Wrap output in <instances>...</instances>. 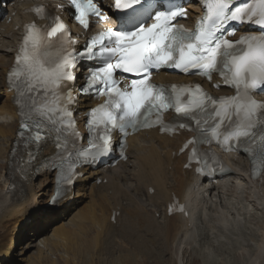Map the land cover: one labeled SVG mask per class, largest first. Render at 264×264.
Masks as SVG:
<instances>
[{
	"label": "bare ground",
	"instance_id": "bare-ground-1",
	"mask_svg": "<svg viewBox=\"0 0 264 264\" xmlns=\"http://www.w3.org/2000/svg\"><path fill=\"white\" fill-rule=\"evenodd\" d=\"M22 7L23 3H9L5 11V18H1L0 16V264L11 263L16 260L17 257L19 258L20 254L19 256L15 254L16 246L22 243L26 230L30 231V234L37 233L41 227L46 224H52L53 221L57 219L60 221L67 219L68 223H72L74 216L67 218L69 213L73 211L78 204L84 203L86 199L90 200L88 203H92V206L96 208L98 212L97 215L101 218V222L102 220L105 222L104 219L107 216L106 222L109 224L107 228L119 229L117 232L118 235L133 237L135 241L138 242H140L139 240L141 238H144V241L151 243V245L163 243V248H154L149 252L145 251V249H143L144 247L138 245V255L142 257H147L149 255L152 257L154 252H158V250L164 251L167 247H175L178 244V253H173L176 257L172 255V257H175V264H183L180 253L183 249L182 246L192 240V234L193 231H195L193 230L195 220L207 229L199 235L202 241L207 240V238L213 234L212 232L214 230H218L220 227L226 229L224 228L226 226V220L224 219L226 215L224 216L221 210L225 198L240 199L247 194L248 201L252 205L251 209H264V165L260 175L256 179H252L250 177L249 161L243 157L228 155L225 156V159L229 166V172L225 176L218 178L215 183L199 180L194 176L192 170L183 169L186 163L185 155L173 156V154L177 153L181 143L191 135L180 133L179 135L169 137L159 134L157 130L141 132L128 139L129 146L127 161L125 163H119L116 167L108 170L91 171L83 169L82 172L84 175L75 181L72 191L59 201L54 202V205L51 207H47L54 191L55 172L43 170L38 167V165L44 158H48L53 154V149L49 147L44 149L38 155L34 166H31L29 169L23 168L24 159L26 157L25 151L22 150L21 146L14 144L17 140L18 117L12 105V93L8 92V86L5 85V74L13 61V52L18 40V30H15L14 26L18 23L19 19H23L20 15ZM188 8L191 10L189 15L192 17L195 8L192 6H188ZM13 12H16V15L10 17ZM9 19L11 21L8 23ZM155 80L159 82H174L180 80V77L159 74ZM205 86L207 85L205 84ZM83 101L81 108L88 106L87 100ZM37 177H41L43 181H45L46 186L43 189L44 192L43 190H39L36 197H34V181ZM97 179L101 180L100 184L96 183ZM122 183L126 186V189L123 188L124 186L121 185ZM232 188L233 190H231ZM73 191L75 192L74 195ZM132 195L144 199L147 206L151 208L152 213V215H147L140 212L138 216L136 214L135 218L131 221L134 224L122 220L120 213V207L123 205L141 211L140 206L135 202L136 199L134 200V197L132 198ZM43 197L46 199H43ZM173 197L177 198L179 202L185 206L188 214L187 217L182 215L167 216V208L168 205L171 204ZM243 210H245V207ZM156 214H161L162 222H157L155 218ZM113 215H115L114 221L111 219ZM131 216L134 217V214H131ZM222 216H224V218ZM151 217L155 218V220H151ZM211 217L218 219V221L213 223ZM100 220L97 219L96 221L98 233H100L103 228V226H101L102 224L98 223ZM11 225L13 226L12 229H10ZM133 226L135 230L131 231L130 228L132 229ZM60 227L61 226L58 228L60 229ZM93 227H95V225ZM61 231L62 230L57 233L56 230L50 235H54L56 239L54 243L51 242V247L54 251L51 252L50 248V251L48 250V255L51 258L55 257L52 258L56 259L52 261L53 263L62 260L64 264H67L70 262L69 260L73 259L68 252L71 249V241L68 240L67 235L60 234ZM248 231L250 232L249 229ZM217 234L215 233V235ZM218 236L220 235L218 234ZM5 237L6 241L3 242ZM34 241L35 239L33 237L29 243L32 244ZM40 243V248L44 251H46L47 247H50L49 244H45V238H43ZM78 246L76 244L72 246V248ZM197 246L198 245H196V247ZM157 247H160V245ZM225 247L226 246H224V248ZM256 247V252L254 250L255 255H250L254 256L253 258L241 256L242 258L236 263L264 264V233H261L260 243H258ZM220 248L223 249L222 245ZM76 249H79V247ZM39 253H41V251H39ZM207 253L210 254L208 251ZM229 253L231 254V252ZM199 255H202V253H199ZM214 255L215 254H213V256ZM233 255L234 254H232V256ZM99 256L100 257L95 259V261H98L100 258L106 259V257H103L102 253L99 254ZM133 258L134 257H132V259ZM202 258H205L204 255ZM224 261L227 263V260ZM229 264H231V262Z\"/></svg>",
	"mask_w": 264,
	"mask_h": 264
},
{
	"label": "rangeland",
	"instance_id": "rangeland-1",
	"mask_svg": "<svg viewBox=\"0 0 264 264\" xmlns=\"http://www.w3.org/2000/svg\"><path fill=\"white\" fill-rule=\"evenodd\" d=\"M121 185H123L124 186L123 188L126 189V186L123 183ZM34 186H35L34 197H36V194L38 193V191L39 190L42 191L45 188L46 184H45V181H43V179L41 177H37L34 181ZM231 190H233V188ZM43 192H44V190H43ZM74 194H75V192L73 191V195ZM133 197H134V200L136 199L135 202L140 206L141 211H139V210L137 211L136 209L134 210V208H128L126 205H123L120 207L121 219L124 221H128L130 223H133L131 221L135 218V215L137 214V216H138L139 215L138 213H140V212H142L143 214L152 215L151 208L149 206H147V203L144 202V199H141V197H136V196L132 195V198ZM43 199H46V198L43 197ZM226 199L230 200V201L233 200V201L230 202V201H227ZM88 202H90V200H88V199L84 200V203L78 204L77 207L69 213L67 218L74 216L72 219L73 220L72 223H68L67 219H64L61 221L57 219V220L53 221L52 224H46L43 227H41L37 233H31L30 234V231L26 230L24 238L22 239V243H19L16 246L15 254H17V256H19V254H20L19 258L17 257L16 260H14L13 262L6 263V264H64L62 260H59V261L53 263L52 261L56 260V259H52V258H55V257L51 258L48 255V250L50 251V248H51V252L54 251L53 248L51 247V244L54 243L56 238L54 235H52V236H50V235L52 234V232H54L56 230H57V233L60 230H62L60 234L67 235L68 240L71 241L70 242L71 249L68 252L70 253V256L73 259L69 260L70 262L67 264H126V262H127V264H133L134 260H135L134 264H136V262H137V264H154V263L155 264H175L174 260L176 257L175 254L178 253L177 252L178 246H179L178 244L175 247L169 246L166 249H164V251L158 250V252L157 251L154 252L153 255L155 256V258L153 255H152V257H151V255H149L147 257H142V256L138 255V247H137L138 245H140L141 247H144L143 249H145V251L149 252L150 250H153L154 248H160V249L163 248V243L161 242L160 244L151 245V243H149V242L147 243L146 241H144L145 240L144 238H141L139 240L140 242H138V241H135V239L133 237H124L120 234L118 235L117 232L119 229L107 228L109 225L106 222V217H107L106 215L107 214L104 215V216H106L104 219V221L106 223L103 222V220L101 222V220H100L101 218L97 215L98 212H97L96 208H94L92 206V203L90 204ZM93 204H94V202H93ZM142 205H143V207H142ZM221 207H222L221 210L224 213V216L226 215L225 218H224V216H222L226 220V226L224 227L226 229H223V227L219 226L220 227L218 229L219 231L214 230L212 232L213 234L207 238V240L210 238L208 241L207 240L202 241L200 239L201 237L199 235L201 233H203L204 230L206 231L207 229H205V227H203L197 220H195L196 222L194 221L195 225L193 228V230H195V231H193L192 240L190 242H187L186 245L182 246L183 247V249L181 250L182 254L179 252L181 255L180 258L183 260V264H205V263L206 264H212V263L213 264H217V263L218 264L219 263L220 264H229L230 262H231V264H237L236 262L237 261L239 262V260L242 257H245V256H248L250 258L254 257V256H250V255H255V252L257 249L256 246L258 245V243H260V240H261V233H264V225H263L264 224V209H261V210H255L254 208L251 209L252 205L248 201V195L247 194H245V196L240 198V199L225 198L223 200ZM244 207H245V210H243ZM131 209H133V210H131ZM247 209H248V212H247ZM129 210L131 211V213ZM132 212H134V213H132ZM244 212H246V213H244ZM259 212H260V214H259ZM131 214L132 215L134 214V217L131 216ZM161 214L155 215L157 222H162ZM253 215H255V216H253ZM258 215H260L261 217ZM93 217H95V218H93ZM230 217H231V220H230ZM155 218L151 217V220L152 219L155 220ZM91 219H92V221H91ZM97 219L100 220V221H98V223L102 224L101 226H103L102 231L100 233H98L97 229H96L97 228L96 227ZM129 219H131V220H129ZM211 220L213 221V223H216L218 221V219H215L214 217H211ZM231 224H232V226H231ZM94 225H95V227H93ZM158 225H161V224H158ZM59 226H61L60 229L58 228ZM238 227H241V228H238ZM12 228H13V226L11 225L10 229H12ZM233 229H235V230H233ZM248 229L250 230V232L248 231ZM251 229L254 231L256 230V231L254 232ZM130 230L131 231L135 230V227L133 226L132 229L130 228ZM236 230H238V231H236ZM244 230H245V232H244ZM261 231H263V232H261ZM220 232H222V233H220ZM194 233H195V235H194ZM215 233L216 234L218 233L222 237L218 236V234L215 235ZM242 233L245 235H243ZM25 236H27V237H25ZM214 236H216V237H214ZM230 236H232V237H230ZM33 237H34L35 241L32 244H30L29 242H30L31 238H33ZM43 238H45V244L50 245V247L46 248V251H44L42 248H40V245H41L40 241H42ZM51 239H52V241H51ZM195 239H196V241H195ZM224 239H226V240H224ZM245 240H249V241H245ZM4 241H6V237H5V240H3V242ZM192 241H194V242H192ZM76 244H77V246L80 245V246H78L79 249H76L78 247L72 248V246H75ZM158 245H160V247H157ZM196 245H198V246L196 247ZM218 245H220V246H218ZM221 245H222L223 249L220 248ZM224 246H226V247L224 248ZM184 248H186V249H184ZM197 248H198V250H197ZM39 249H41V250H39ZM192 249H193V251H192ZM199 249L201 252L199 251ZM254 250H255V252H254ZM39 251H41V253H39ZM207 251L210 252V254L207 253ZM218 251L220 252V254ZM228 251L231 252V254ZM238 251H240V252H238ZM101 253L103 254V257H106V259L100 258L98 261H95V259L100 257L99 254H101ZM173 253H175V254H173ZM194 253H195V255H194ZM199 253H202V255H199ZM211 253H212V255H211ZM242 253H243V255H242ZM213 254H215L216 256L215 255L213 256ZM232 254H234L235 257H234V255L232 256ZM161 255H163V256H161ZM172 255L175 257H172ZM203 255L205 258H202ZM25 257H27V258H25ZM126 257L131 258V259H132V257H134V258L131 260V259H127ZM206 257H207V259H206ZM228 257H230V258H228ZM24 258H25V260H24ZM21 259H23V260H21ZM212 259H213V261H212ZM215 259H216V261H215ZM92 260H94L95 262ZM128 260H131V261H128ZM170 260L173 262H171ZM224 260H227V263H225L226 261H224ZM207 261H208V263H207ZM211 261H212V263H211ZM228 261H230V262H228Z\"/></svg>",
	"mask_w": 264,
	"mask_h": 264
}]
</instances>
